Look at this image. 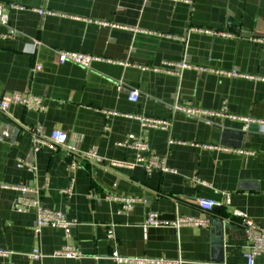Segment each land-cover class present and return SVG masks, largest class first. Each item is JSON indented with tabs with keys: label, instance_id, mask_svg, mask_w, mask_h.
I'll return each mask as SVG.
<instances>
[{
	"label": "crops",
	"instance_id": "crops-1",
	"mask_svg": "<svg viewBox=\"0 0 264 264\" xmlns=\"http://www.w3.org/2000/svg\"><path fill=\"white\" fill-rule=\"evenodd\" d=\"M0 7L6 13L0 95L31 93L44 106L0 111V184L27 187V197L71 222L68 234L46 226L35 237L34 211L15 212L17 191L0 187V248L10 252L0 264H133L118 263L113 252L181 264H246L245 232L234 211L264 228V127L256 122L264 120V0H0ZM58 50L98 59L86 68L59 64ZM133 89L139 91L136 102L128 97ZM175 105L207 111L225 106L227 112L198 119ZM138 116L169 125L143 128ZM239 117L255 122L245 128ZM38 127L41 136L66 133L65 144L34 150L32 130ZM128 134L142 136L147 155L175 172L134 164V150L121 145ZM93 147L99 162L83 157ZM225 194L229 202L218 213H204L195 201H222ZM108 196L136 202L122 212ZM149 212L162 220L224 216L229 227L219 250L211 221L145 226ZM64 245L82 257L52 255ZM35 248L39 259L28 256ZM255 263L264 264V256Z\"/></svg>",
	"mask_w": 264,
	"mask_h": 264
},
{
	"label": "built area",
	"instance_id": "built-area-1",
	"mask_svg": "<svg viewBox=\"0 0 264 264\" xmlns=\"http://www.w3.org/2000/svg\"><path fill=\"white\" fill-rule=\"evenodd\" d=\"M11 8L21 9L18 5L11 4ZM39 13H44L42 10H37ZM0 23H6V13L5 10L0 7ZM56 59L59 64L64 63H73L80 67H89L91 62L97 60V57L92 55H86L74 51H56ZM170 65H174L175 69L181 68H190L189 64L185 63H168ZM36 69H40V66H36ZM228 75H236L235 72L226 73ZM129 100L136 102L139 97V91L137 89H133L129 92ZM11 105H22L26 109L29 110H44V106L42 103V98L38 97L31 93H19V92H7L0 95V111L6 112ZM176 110L184 112L187 115H190L194 118L204 119L206 117H217L227 112L225 106H223L219 111H207L194 109L192 107L183 106V105H175ZM110 113V112H108ZM140 120L143 128H152L157 127L161 129H166L168 127V122L158 119H152L149 117H136ZM235 118V117H233ZM239 120L243 122L244 127L246 128L248 124L251 122H255L254 120L249 119L248 117H239ZM257 123L261 124L264 127V120H257ZM32 138H33V148L34 150H38L40 145H46L51 149H56L58 146L65 144L67 140L66 133L60 130H52L48 136H41L39 127L35 130H32ZM2 137L0 136V141ZM169 143H178L183 144L184 141L176 140L169 141ZM121 145L129 147L135 152V160L134 164L143 165L144 169L148 172L152 170H159L162 172H171L174 173L175 170L167 167L165 163L156 156L147 155L149 147L146 141L142 136H135L134 134H128L126 139L121 142ZM198 145V144H196ZM200 146V145H199ZM206 149H222V150H231L227 147L213 146V145H201ZM242 153V151H237ZM83 157L89 160H93L96 162L100 161V157L98 156L97 150L95 147L90 149L88 152L83 154ZM18 166H23L24 161L19 160L17 163ZM73 167V164L71 165ZM198 181V180H197ZM71 184L64 190L66 193L71 192ZM1 188H12L17 191V196L15 197L12 203V209L18 213H24L29 210H33L35 213V227H34V235L37 237L39 235L40 230L43 227H59L64 229L65 233L68 234L69 226L71 222L66 218V216L58 210L44 207L40 204V202L31 197H27L26 193L28 191L27 187L18 186V185H6L0 184ZM108 198L119 202V210L122 212L130 211L133 207V204L136 202L134 198L131 197H116V196H108ZM196 204L204 213L210 212L214 207H218L223 204V202H229V195L225 194L222 201H217L214 199H206L202 197H197L195 199ZM234 215L240 218V222L243 226L245 237L247 241L246 249L243 251L242 255L246 261V264H256L255 258L257 256H264V228L258 226L254 221L249 219L243 212L234 211ZM209 222V218L206 217H194V216H181L178 215L173 220H162L158 216L156 212H149L144 220L145 226H194L201 227L206 225ZM107 238H113L112 232H107ZM10 254L6 249L0 248V256L5 257ZM53 256L63 257V258H80L82 254L71 245H64L63 247L55 250L52 253ZM31 259H39L43 255L38 248H35L32 253L28 255ZM111 258L117 261L118 263H133V264H181L179 259H162V258H149V257H138L132 259H126L119 257L116 252L111 254Z\"/></svg>",
	"mask_w": 264,
	"mask_h": 264
},
{
	"label": "water",
	"instance_id": "water-1",
	"mask_svg": "<svg viewBox=\"0 0 264 264\" xmlns=\"http://www.w3.org/2000/svg\"><path fill=\"white\" fill-rule=\"evenodd\" d=\"M218 207H214L215 213H218ZM211 221V224L213 225V230L215 233V239L213 240L214 245H217L219 247L218 249H221V246L223 245L222 240V232L224 227H229V222L224 216H212L211 219H209V222Z\"/></svg>",
	"mask_w": 264,
	"mask_h": 264
}]
</instances>
